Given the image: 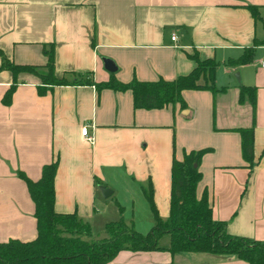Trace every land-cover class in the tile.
Here are the masks:
<instances>
[{"label":"crops","instance_id":"1","mask_svg":"<svg viewBox=\"0 0 264 264\" xmlns=\"http://www.w3.org/2000/svg\"><path fill=\"white\" fill-rule=\"evenodd\" d=\"M246 5L257 8L259 19ZM263 23L264 0H0V52L10 62L43 65V47L51 44L58 76L155 81L188 73L195 53L217 61L214 84L220 89H185L184 107L143 109L132 107L129 90L94 84L55 85L39 95V79L19 72L5 105L1 99L13 77L0 69V242L36 235L34 204L17 172L37 180L42 166L56 160V213H74L92 238L119 217L143 234L153 217L141 186L150 182L165 220L172 158L206 148L196 197L206 192L211 217L224 222L227 234L264 243V44L254 47L249 63L225 64L264 38ZM103 57L115 71L105 70ZM234 71L237 81L230 77ZM239 86L254 87L253 108L238 103ZM82 126L90 141L81 136ZM249 126L251 166L241 157L238 133ZM100 185L111 190L106 198ZM168 241L162 235L157 244L166 248ZM105 264L247 263L159 249L120 250Z\"/></svg>","mask_w":264,"mask_h":264},{"label":"trees","instance_id":"2","mask_svg":"<svg viewBox=\"0 0 264 264\" xmlns=\"http://www.w3.org/2000/svg\"><path fill=\"white\" fill-rule=\"evenodd\" d=\"M246 8L253 19H259L255 6L246 5ZM260 44H264V38L253 40L252 45L245 48L240 56L227 59L225 64L249 63L254 47ZM43 53L46 57L43 65H30L10 62L0 52V69L8 70L13 77L2 96L3 104L10 102L16 84L15 76L19 72L31 73L39 79L36 86L39 95L55 85L94 84L97 88L129 90L132 107L143 109L161 108L173 103L184 107L181 91L185 89H205L211 93L220 90L214 84L217 61L211 58L200 60L195 53L189 55L195 63L194 67L172 80L158 78L155 81H140L132 77L127 82H119L111 76L105 82L95 83L77 74H73L70 79L64 75H56L52 45L43 47ZM245 100L254 107V87L239 86L237 101L242 103ZM238 133L241 157L247 166H251L253 128H240ZM207 150L204 148L183 153L180 160L172 158L169 212L165 220L159 217L154 206L150 182L141 186L153 217V225L143 234L119 217L105 224L102 237L92 238L89 226L81 222L74 213H56L53 210L56 160L42 166L37 180H30L17 172L34 204L36 235L29 241L8 239L0 242V264H105L120 250L159 249H165L170 254L207 253L218 258L240 259L247 264H264L263 242L227 234L224 222L212 219L206 192L196 197L195 186L200 179L197 166L200 157ZM162 235H167L169 239L166 248L157 244Z\"/></svg>","mask_w":264,"mask_h":264},{"label":"water","instance_id":"3","mask_svg":"<svg viewBox=\"0 0 264 264\" xmlns=\"http://www.w3.org/2000/svg\"><path fill=\"white\" fill-rule=\"evenodd\" d=\"M102 62H103V66H104L106 71H108V72L115 71V66L109 58L103 57ZM193 166H195V164H193ZM98 189H99L102 197H104V198H106L111 193V190L106 188L103 185L98 186Z\"/></svg>","mask_w":264,"mask_h":264},{"label":"built area","instance_id":"4","mask_svg":"<svg viewBox=\"0 0 264 264\" xmlns=\"http://www.w3.org/2000/svg\"><path fill=\"white\" fill-rule=\"evenodd\" d=\"M174 38H175L174 35H171V36H170V39H171V40H174ZM260 65H261V67H264V60H262V61L260 62ZM80 134H81V136H82L84 139H86V140H89V141H90V140L92 139V136L88 134L87 126H82V127L80 128Z\"/></svg>","mask_w":264,"mask_h":264},{"label":"rangeland","instance_id":"5","mask_svg":"<svg viewBox=\"0 0 264 264\" xmlns=\"http://www.w3.org/2000/svg\"><path fill=\"white\" fill-rule=\"evenodd\" d=\"M258 28H260V25H258ZM260 39H261V38H260ZM258 52H263V51L258 50ZM236 72H238V71H234V72H232L231 75H230V77H231L232 80H234V81H237V80H238V77L235 76Z\"/></svg>","mask_w":264,"mask_h":264}]
</instances>
